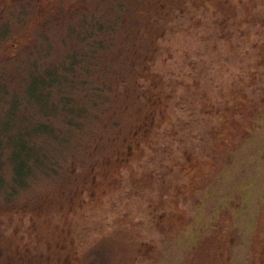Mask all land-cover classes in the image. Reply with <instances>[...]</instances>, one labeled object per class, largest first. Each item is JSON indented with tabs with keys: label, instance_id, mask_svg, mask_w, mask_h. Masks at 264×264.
<instances>
[{
	"label": "rangeland",
	"instance_id": "rangeland-1",
	"mask_svg": "<svg viewBox=\"0 0 264 264\" xmlns=\"http://www.w3.org/2000/svg\"><path fill=\"white\" fill-rule=\"evenodd\" d=\"M0 264H264V0H0Z\"/></svg>",
	"mask_w": 264,
	"mask_h": 264
},
{
	"label": "trees",
	"instance_id": "trees-1",
	"mask_svg": "<svg viewBox=\"0 0 264 264\" xmlns=\"http://www.w3.org/2000/svg\"><path fill=\"white\" fill-rule=\"evenodd\" d=\"M118 10L120 11L123 10L124 12L125 8L124 6H122V4H119ZM98 26H101L105 33L106 31L109 32L112 30V26L110 24H104V26H102V24H98ZM97 28H98L97 26H93V27L91 26L92 32L96 31ZM86 37H87L86 39L87 45L90 44L88 45L90 53L82 55L83 57H81L75 51L68 57V60H63L61 62H58L57 64L55 63L51 67H48L47 69L45 68L44 70L39 72L37 70L38 74L36 75L33 73L30 74L28 77L25 78V84L29 85L30 88L31 86L35 87V81L38 80V84L42 86V88L40 89L41 93L48 94L50 90L59 91V88H61V86L67 87V85H69L71 82L74 83L77 80L75 78L74 73L77 69H79L80 65H84L85 63V66H83V69L85 70L83 72V78H80L78 80L81 85L83 86L88 85V82H91L93 78L92 70L94 68V65L96 66V61H97L96 56H98L97 51L100 47L106 45V42H101L99 40H96L94 37H91V34L89 32L87 33ZM50 69L52 70L51 71L52 73L49 71ZM45 70H48L49 72L48 71L44 72ZM90 86L94 88L87 90L83 94V98L87 95L86 100H88L89 97H91L88 103L84 102V104L81 105L74 103L73 99L66 95L65 96L67 98H65L64 95H61V97H59L58 100L59 108H57V110H59L62 114L61 126L63 125L67 126L66 123V118H67L69 119V121H71L68 123V125L72 126L73 130L79 129L80 126L82 125V120L87 116L86 110L92 113V111L96 107L102 104L105 95L103 88L95 83H92V85ZM68 112L70 117L68 116ZM48 125L49 123H43L41 121L40 123H38V125H32L31 129L32 131L35 129V127H39V129H45L48 128ZM25 129L26 127H24L22 131H20L21 129H19L17 131L18 133L16 132L17 134H15L16 138L13 141V146L15 150L19 149L20 151H27V152L29 151V146L25 143V141L27 140V136L30 135L29 134L30 130L26 131ZM54 129L55 130L57 129L56 126L54 127ZM61 132L62 130L58 131L57 129V133H61ZM23 137L26 138V140L25 139L22 140Z\"/></svg>",
	"mask_w": 264,
	"mask_h": 264
}]
</instances>
